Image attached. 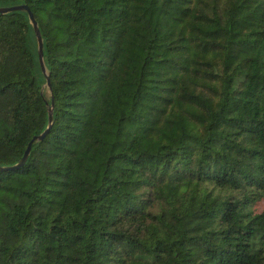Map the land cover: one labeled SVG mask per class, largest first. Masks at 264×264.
<instances>
[{
    "label": "trees",
    "instance_id": "16d2710c",
    "mask_svg": "<svg viewBox=\"0 0 264 264\" xmlns=\"http://www.w3.org/2000/svg\"><path fill=\"white\" fill-rule=\"evenodd\" d=\"M0 264H264V0H0ZM48 90V89H47Z\"/></svg>",
    "mask_w": 264,
    "mask_h": 264
},
{
    "label": "water",
    "instance_id": "95a60500",
    "mask_svg": "<svg viewBox=\"0 0 264 264\" xmlns=\"http://www.w3.org/2000/svg\"><path fill=\"white\" fill-rule=\"evenodd\" d=\"M13 10H25L28 13L29 21L32 25V28H33V31H34L35 37H36L38 62H39L41 71L45 77V83H44L43 87L45 86L48 89V91H50L49 76H48V73L45 69L44 61H43V41H42V37H41L40 31H39L37 22L33 16V13L30 11L29 7L26 4L0 7V13L1 14L7 13V12L13 11ZM46 104L48 106L47 107V126H46V128L41 133L34 135L30 139V141L28 142V144L25 148L23 156L21 157V159L17 163H15L12 166H3V167L0 166V170L1 169H7V168H15V167L22 165L28 157V154L30 152L32 144L38 140H41L43 138V136L48 132V130L52 124V120H53V101L51 100V102L49 104L48 103H46Z\"/></svg>",
    "mask_w": 264,
    "mask_h": 264
},
{
    "label": "rangeland",
    "instance_id": "374dc122",
    "mask_svg": "<svg viewBox=\"0 0 264 264\" xmlns=\"http://www.w3.org/2000/svg\"><path fill=\"white\" fill-rule=\"evenodd\" d=\"M43 93H44L46 96H48V90H47V88H44V89H43Z\"/></svg>",
    "mask_w": 264,
    "mask_h": 264
}]
</instances>
